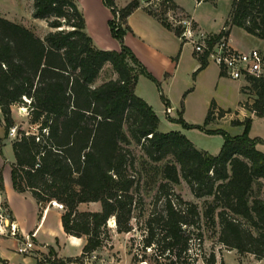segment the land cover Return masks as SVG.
<instances>
[{"label": "trees", "instance_id": "obj_1", "mask_svg": "<svg viewBox=\"0 0 264 264\" xmlns=\"http://www.w3.org/2000/svg\"><path fill=\"white\" fill-rule=\"evenodd\" d=\"M101 1L111 13L107 24L119 43L117 50L92 44L74 0H30V16L44 19L48 27L42 36L0 15L3 132L6 134L13 125L12 104L24 105L28 122L35 125L32 131L16 128L10 141L11 185L16 191L28 190L38 206L50 199L60 202L63 231L84 238L77 256L50 259V248L42 259L65 264L95 251L106 239L108 218H113L116 232L130 229L137 185L131 173V142L143 152L141 162L167 158L159 170L165 179L158 183L163 191L162 205L145 220L144 245H162L168 251V264L176 263V259L186 263L182 256L189 238L185 225L196 224L198 211L194 202L182 200L179 195H174L173 200L167 192V181L175 183L181 177L193 196H211L202 216L210 222L216 218L219 243L240 254L264 257V152L244 131L229 134L220 130L219 148L210 153L195 147L177 130H158L156 114L134 92L137 73L156 84L158 81L122 40L128 28L125 17L138 0H128L121 6L113 0ZM166 7L181 10L173 0H160L157 9H145L172 30L164 21ZM222 24L227 25L226 29L211 34L208 42L226 35L230 25L264 41V0H231ZM172 31L176 34L178 29ZM196 57L197 68L203 67L205 53ZM105 62L115 76L107 75L95 83ZM245 78L249 83L241 90L250 87L255 94L248 110L262 116L264 76ZM214 106L210 100L204 122L213 117ZM224 111L217 108L216 115L220 117ZM249 118H233L231 123L246 124ZM176 119L182 120L179 114ZM90 201H97L98 208L78 207L80 202ZM39 259L34 264H39ZM205 262L213 264V256ZM0 264L7 262L0 258Z\"/></svg>", "mask_w": 264, "mask_h": 264}, {"label": "rangeland", "instance_id": "obj_2", "mask_svg": "<svg viewBox=\"0 0 264 264\" xmlns=\"http://www.w3.org/2000/svg\"><path fill=\"white\" fill-rule=\"evenodd\" d=\"M74 1L80 10L82 3L80 4L79 0ZM116 1L117 3L123 1L126 3L128 0ZM177 1L188 8L189 12L200 23L199 27L201 26L200 28L208 36L216 33L221 28L226 29L225 26L227 25L224 26L222 23L227 16L231 0ZM144 2H147L144 6L157 9L160 0H138V4ZM153 2L154 5H152ZM29 5L30 0H0V15L29 27L39 35L43 33V30H46L47 25L44 19L30 16ZM173 9H175L174 12H179V14H183V12L190 14L178 8ZM229 27V34L234 41L240 42L246 47H257L264 56V43L262 39L246 32L239 26L230 25ZM216 29H218L216 32H210ZM223 35L227 37V34ZM110 36L112 35L110 34ZM181 51L183 56L181 61L176 65L175 70H171V72L165 71V79L159 81L156 79L158 81L157 84L143 74H138L137 76L135 92L142 95V99L155 112L158 119V130H177L187 137L195 147L204 149L210 153H215L219 148L222 141L220 130H224L229 134L244 131L247 136L255 139V147L264 152V106L262 116H256L248 110V106L252 104L255 97L254 89L248 87L244 88V92L241 90L242 85L249 83L248 79L244 76L231 78L221 73L216 64L209 59L206 60L203 67L197 68L198 65L194 66L197 60L192 54L193 50L190 44L183 42ZM262 68L264 71V64ZM109 72L110 67H103L99 72V78L106 77ZM162 98L166 100V104ZM210 100L215 105L214 115L207 122H204V116ZM217 108L225 110L224 114L220 117L216 115ZM178 114L181 116V121L176 119ZM250 114L254 116H250ZM11 115L13 125L4 134L0 114V182L2 189V193L0 191V208L2 210L5 209L2 194L6 196V201H11L12 203L18 201L14 197L15 193H13L9 175V162L13 160L10 141L15 135L16 128H22L26 131L35 129V125L30 124L27 120V108L24 105L12 104ZM244 116L250 117L246 124L231 123V119H242ZM204 128L215 129V131L205 132ZM128 147L130 148V155L134 165L131 173L137 182L136 188L133 191L134 204L129 219L131 227L125 232H116L113 218L110 221H108V218L106 220L107 236L103 243L95 249L96 259L93 261V264H156L159 262L161 264H168L167 249L155 243L146 246L143 242L146 218L152 210H158L162 205L163 191L158 187V183L165 179L161 177L159 170L161 164L167 158L164 157L157 162L147 159H145L146 162H141L145 156L139 146L131 142ZM156 165L157 169L155 170ZM167 182V192L173 200L174 195H179L182 200L194 202L198 211L196 224L185 225L189 236L187 248L182 253V256L186 260L185 264H206L205 261L209 260L212 256L213 264H264V257L257 259L251 253H237L235 249H229L216 240V218L214 222H210L202 216L205 203L211 199L210 195L193 196L186 182L181 177L175 183ZM19 201H23V199L20 198ZM94 206L93 202L79 205L80 208L85 207L88 209H92ZM17 210L20 215L22 214L25 217L22 225L28 227V224L32 226L36 223L39 215L37 208L33 209L32 215L27 212L26 216L25 207L22 206ZM25 233L22 232V234ZM0 236L2 237L3 234H0ZM38 238L42 241L46 240V236L43 233H38ZM7 243L10 244L8 241ZM65 246L70 252H76L79 247L77 244H65ZM2 248L7 253L11 252L9 249ZM37 253V256H40L38 258L42 260V256H45V254L40 255L42 252L39 251ZM18 257V254L13 255L12 261ZM75 261V264L79 263V259ZM175 261L176 263L174 264H180L178 259ZM48 262L44 264H50Z\"/></svg>", "mask_w": 264, "mask_h": 264}, {"label": "crops", "instance_id": "obj_3", "mask_svg": "<svg viewBox=\"0 0 264 264\" xmlns=\"http://www.w3.org/2000/svg\"><path fill=\"white\" fill-rule=\"evenodd\" d=\"M113 1L117 6H121L125 2L123 1L117 3L116 0ZM173 1L178 7L181 8V10L190 13L193 19L198 23V25H200V23L195 19V16L191 12H189L188 8L184 4H182L177 0H173ZM79 2L80 4L82 3L80 12L82 13L84 20V31L90 37L92 44L100 48L117 50L119 48V43L118 41H116V39L110 36L108 31L107 20L108 18L111 17V13L109 9L102 3L101 0H79ZM147 2L139 3L125 17V23L128 26V28L124 31L123 41L130 48V50L133 52L136 58L143 64L146 70L159 81L165 79L164 78L165 71L168 72H171V70L174 71L176 65L181 61V58L183 56L181 51L183 42L179 40V38L172 30L162 25L160 21H158L152 14L147 12L144 6V4H147ZM152 5H154V2ZM47 29L48 27L46 28V30ZM229 29L227 33V39L228 42L234 48L237 49L249 48L241 44L240 42L234 41L231 35L229 34ZM217 30L218 29L212 31L209 30V31L216 32ZM45 31L43 30V33ZM43 33L39 34V36H42ZM192 54L193 56H195L197 60V63L194 66L199 65L198 59L196 57V53L192 52ZM103 67H110V64L108 62H105L102 68ZM138 74L141 73H137V76ZM108 76L110 77L115 76V72L111 68H110V72L108 73ZM137 76H136V80H137ZM101 79L102 78H99V73H98V76L96 77L94 82L98 83L99 81H101ZM134 92H135V85H134ZM135 94H137L142 98V95H140L139 93L135 92ZM251 115L252 114H250V116ZM0 191L2 193L1 188ZM13 193H15L14 197L16 198V200H18L16 203H12L11 201H6L7 200L5 198L6 196H3L2 194L4 200V207L8 215L16 223L17 231L19 233L22 232L25 233L26 231L30 232L31 230L35 229L33 242H34V248L37 251L42 252L43 254H47L48 250L51 248L53 250V253L48 254L49 255L48 258L50 259L53 257H59V258H64L66 256L74 257L80 253L81 245L84 241V238L82 236H74L71 234H67L63 231L60 224V213L62 211L61 208H57L54 205H51V203L49 202H45L41 206H38L35 199L28 190L16 191L13 189ZM20 198L23 199V201H19ZM90 202H93L95 205L92 209L98 208L97 201H90ZM84 203L86 202H80L78 204V207L79 205ZM22 206L25 207L26 209L25 216L27 215V212L31 214L34 208H37L39 210L38 212L39 215L34 225L31 226L28 224V227L22 225L23 224L22 222L25 220V217L22 214L20 215L18 213L19 211L17 210ZM80 209H88V208L81 207ZM38 233L45 234L46 240L42 241L41 239H39ZM7 241L11 245L8 244ZM65 244L67 245L77 244L79 245V247L76 252H70L67 250ZM14 246H15L14 237L7 235H3L2 237L0 236V258L5 259L7 264H14V263L34 264L35 260L39 259L38 257L32 256L30 253L22 254L16 252L14 250ZM2 247L11 250V252L7 253ZM15 254H18L19 257L12 261V256ZM45 262L48 261L44 260L43 258L39 264H44ZM48 263L54 264L50 261ZM75 263H76L75 260H70L65 262V264H75Z\"/></svg>", "mask_w": 264, "mask_h": 264}, {"label": "built area", "instance_id": "obj_4", "mask_svg": "<svg viewBox=\"0 0 264 264\" xmlns=\"http://www.w3.org/2000/svg\"><path fill=\"white\" fill-rule=\"evenodd\" d=\"M174 10L173 8L166 7L164 21L172 30L178 29L176 36L181 42L190 44L195 53H205L206 59L212 60L221 73L231 78L239 76H264L262 68L264 56L257 47L246 49L234 48L223 34L208 42L211 35L208 36L190 14L184 12L183 14H179V12H174ZM48 202L57 208L63 209V205L54 199H50ZM34 233L35 229L25 234L19 233L16 223L8 215L6 209L2 210L0 208V234L14 237V250L16 252L38 255L34 248ZM95 259L96 254L94 251H91L80 257L79 264H93Z\"/></svg>", "mask_w": 264, "mask_h": 264}]
</instances>
